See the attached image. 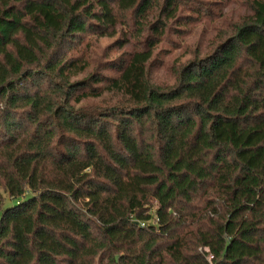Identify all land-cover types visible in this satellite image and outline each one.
Wrapping results in <instances>:
<instances>
[{
    "label": "trees",
    "instance_id": "trees-1",
    "mask_svg": "<svg viewBox=\"0 0 264 264\" xmlns=\"http://www.w3.org/2000/svg\"><path fill=\"white\" fill-rule=\"evenodd\" d=\"M236 1L156 81L215 1L0 0V264H264V0Z\"/></svg>",
    "mask_w": 264,
    "mask_h": 264
},
{
    "label": "rangeland",
    "instance_id": "rangeland-1",
    "mask_svg": "<svg viewBox=\"0 0 264 264\" xmlns=\"http://www.w3.org/2000/svg\"><path fill=\"white\" fill-rule=\"evenodd\" d=\"M210 1V0H207ZM215 1V10L217 11V16L214 18L204 17L203 14H198V12H193L190 10L182 9L179 15L190 16L193 15L194 19H183L180 23L183 31L179 33H172L174 43L163 42L159 46V51L156 53L159 63H156L152 67V76L155 77L157 81H172L171 77V67L178 63H183L187 59L191 58L194 53L201 54L209 46V42L214 39L217 32L222 28H226L227 18L232 17L233 19H238L245 12L244 7L236 0H212ZM119 34H115L112 37H96L95 44L89 45V51L94 50L97 52H102L105 47L111 46L106 52V58L112 59L113 57L127 52L131 49V45L118 46L112 43L117 38ZM105 74L109 76L115 75L113 70H104ZM84 73H80L77 78L83 76ZM101 94L97 97L81 96L78 105L81 103H87L89 101L97 102L102 99L113 100L116 98L115 88L112 85L107 84V82L100 83ZM5 196L4 207H10L17 203L18 199L11 198L3 193Z\"/></svg>",
    "mask_w": 264,
    "mask_h": 264
}]
</instances>
